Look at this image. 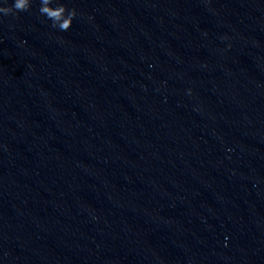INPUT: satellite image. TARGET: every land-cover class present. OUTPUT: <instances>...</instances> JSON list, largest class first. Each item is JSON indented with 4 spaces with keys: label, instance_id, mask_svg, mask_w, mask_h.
Segmentation results:
<instances>
[{
    "label": "clouds",
    "instance_id": "1",
    "mask_svg": "<svg viewBox=\"0 0 264 264\" xmlns=\"http://www.w3.org/2000/svg\"><path fill=\"white\" fill-rule=\"evenodd\" d=\"M32 0H13L11 6H0V15H15L20 12H27L31 8ZM55 4V6H53ZM39 13L50 20L51 27L61 31H67L77 16L75 8L68 9L65 5L58 3V0H40Z\"/></svg>",
    "mask_w": 264,
    "mask_h": 264
}]
</instances>
